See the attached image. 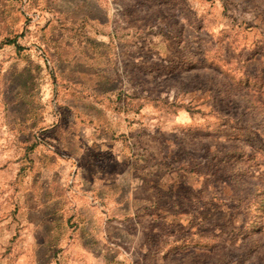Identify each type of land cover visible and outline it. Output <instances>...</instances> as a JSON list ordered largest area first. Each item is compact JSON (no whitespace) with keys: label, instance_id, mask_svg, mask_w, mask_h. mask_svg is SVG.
<instances>
[{"label":"rangeland","instance_id":"1","mask_svg":"<svg viewBox=\"0 0 264 264\" xmlns=\"http://www.w3.org/2000/svg\"><path fill=\"white\" fill-rule=\"evenodd\" d=\"M82 127L211 222L82 212ZM0 264H264V0H0Z\"/></svg>","mask_w":264,"mask_h":264},{"label":"crops","instance_id":"2","mask_svg":"<svg viewBox=\"0 0 264 264\" xmlns=\"http://www.w3.org/2000/svg\"><path fill=\"white\" fill-rule=\"evenodd\" d=\"M78 87L77 90L83 92V86L79 85ZM113 92L117 93V89ZM80 100L79 107L82 108L88 98L82 97ZM118 106L120 107L119 104ZM121 107L119 109L125 111L124 105L121 104ZM119 109L117 111H120ZM108 110H103L102 114H104V118L108 117L109 119L112 117L110 113L116 110L114 108ZM124 113L126 116H132L130 109ZM77 114L79 115V112H76L74 122H79L80 125H84L85 120L92 124L99 122L95 115L84 119L83 116L77 118ZM139 116L141 117L142 113ZM74 122L73 125H75ZM176 122L179 123V119ZM82 132L78 133L76 129L69 135H67L68 132L63 134L67 135V138L70 137L71 141L76 144L77 152L74 157L77 162L81 160V164L77 163V170L74 171V174L78 185L75 194L76 202L82 212L88 210L93 214L95 221L104 222L111 215H116L119 207L124 206L127 219L136 222L148 220L173 223L211 222L213 215L210 200L208 204L204 201L198 210L195 206L196 199L193 197L187 199L191 208L179 209V205H175L173 202H164L163 191H170L171 187L169 186V189L168 186L164 187L163 173L148 174L147 170L144 171L145 167H142V170L138 172L136 167L132 166V159L121 152V143L113 138L112 131L103 135L98 134L95 128H83ZM122 191H124V203L117 205ZM169 196L172 195L169 194ZM191 227L193 228L194 224Z\"/></svg>","mask_w":264,"mask_h":264},{"label":"trees","instance_id":"3","mask_svg":"<svg viewBox=\"0 0 264 264\" xmlns=\"http://www.w3.org/2000/svg\"><path fill=\"white\" fill-rule=\"evenodd\" d=\"M93 21V20H92ZM94 22V21H93ZM117 82V81H116ZM100 83H102V84H107V82H100ZM99 86V85H98ZM111 86H114V85H111ZM115 87H117V84H116V86ZM118 96L120 97V93L118 94ZM119 102H120V100H119ZM119 104V103H118ZM117 107V106H116ZM120 107H117V109H119ZM120 110V109H119Z\"/></svg>","mask_w":264,"mask_h":264}]
</instances>
